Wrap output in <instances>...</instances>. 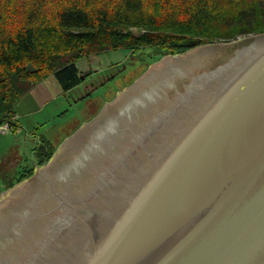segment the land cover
Returning a JSON list of instances; mask_svg holds the SVG:
<instances>
[{"label":"water","instance_id":"1","mask_svg":"<svg viewBox=\"0 0 264 264\" xmlns=\"http://www.w3.org/2000/svg\"><path fill=\"white\" fill-rule=\"evenodd\" d=\"M139 83L3 195L0 264H264V32Z\"/></svg>","mask_w":264,"mask_h":264},{"label":"trees","instance_id":"2","mask_svg":"<svg viewBox=\"0 0 264 264\" xmlns=\"http://www.w3.org/2000/svg\"><path fill=\"white\" fill-rule=\"evenodd\" d=\"M183 1L0 0V125L16 114L26 87L50 74L65 89L77 86L81 58L120 47H158L173 56L264 32V0H234L226 8L215 0ZM131 26L143 31L135 36ZM49 146L36 148L37 165L50 159Z\"/></svg>","mask_w":264,"mask_h":264},{"label":"rangeland","instance_id":"3","mask_svg":"<svg viewBox=\"0 0 264 264\" xmlns=\"http://www.w3.org/2000/svg\"><path fill=\"white\" fill-rule=\"evenodd\" d=\"M160 1L164 5V0H154V5L158 6ZM171 1L178 5L184 4L183 0ZM215 1L217 5L225 8L234 2V0ZM5 27L9 26L5 25ZM130 31L137 36L143 30L131 26ZM243 37L236 36L235 38L238 40ZM233 39L232 41H234ZM218 41L217 39L216 42ZM165 54L158 47H145L132 51L124 47L111 49L77 60L76 65L81 71V77L84 78L75 87L65 89L53 74L35 85L27 86L26 92L22 96L23 99H20L16 105L22 132H17L16 114L6 121L9 122L8 129L4 126L6 122L0 125V215L8 203L3 194L19 185L18 181L22 176L25 180L33 177L34 173L29 177L27 176L30 170L36 167L37 147L43 142H50L49 150H53V155L67 138L71 137L82 125L91 121L105 107L111 106L125 91L136 90V87L143 88L138 94H135L140 99L145 95L147 88L151 87L149 85L141 86L139 81L147 75L156 63L168 55ZM192 54V57H201L200 53L192 52ZM186 61L189 62V60ZM171 63L172 61L159 67L149 77L157 79L170 74V71L176 70V65ZM149 84H153V81ZM151 91L153 92L152 88ZM121 124L123 121L116 128L114 137L122 135L125 131V126L121 127ZM107 150L106 155H114L109 146H107ZM10 157L14 159V170L9 173L8 178L4 179L1 175V172H4L2 170L3 162ZM95 158L96 156H93L90 163L96 161ZM105 161L107 165L112 160L105 154L97 160L101 166L104 165L103 162ZM94 171L96 175L100 172L97 166H95ZM32 183L25 184L24 190L27 194L32 192V189L29 188ZM7 185H10L9 189H6ZM40 185L41 181L39 182ZM4 218H0V222H4ZM8 220L11 223L14 221L11 218ZM0 227L4 228V225H0ZM26 237L32 241L29 235ZM33 242H37V239H33Z\"/></svg>","mask_w":264,"mask_h":264},{"label":"crops","instance_id":"4","mask_svg":"<svg viewBox=\"0 0 264 264\" xmlns=\"http://www.w3.org/2000/svg\"><path fill=\"white\" fill-rule=\"evenodd\" d=\"M43 81V80H42ZM21 99H23V97L21 98ZM19 102V101H18ZM18 102H17V104H18ZM16 104V105H17ZM15 112H16V120H17V132H22V125L20 124V119L18 118V114H17V111H16V106H15ZM14 133V132H13ZM35 153V152H34ZM36 160H38V158L36 159ZM13 165H14V159L12 158V157H10V158H8L7 160H4V162H3V171L4 172H1V175L4 177V179H6V178H8V175H9V173L12 171V170H14V168H13ZM4 182V181H3ZM11 183H13V182H11ZM9 186L7 185V188H8ZM6 188V189H7ZM9 193V190H7L4 194H8ZM3 194V195H4Z\"/></svg>","mask_w":264,"mask_h":264},{"label":"flooded vegetation","instance_id":"5","mask_svg":"<svg viewBox=\"0 0 264 264\" xmlns=\"http://www.w3.org/2000/svg\"><path fill=\"white\" fill-rule=\"evenodd\" d=\"M37 157H38V155H37ZM38 160H39V157H38ZM38 160H35V168H34V171H33V173H35L38 169H40V166H42V165H37L36 163L38 162ZM44 165V164H43ZM28 179V178H27ZM23 180H25V178L23 179ZM23 180H21V181H18V183L19 184H21V183H23ZM9 187H10V185H9ZM9 187L7 188V189H9ZM13 189V188H12ZM14 231V230H13ZM38 242V241H37ZM37 242H33L32 243V247H34L36 244H37ZM10 246V244H7V245H5V244H3V247H7V246Z\"/></svg>","mask_w":264,"mask_h":264},{"label":"bare ground","instance_id":"6","mask_svg":"<svg viewBox=\"0 0 264 264\" xmlns=\"http://www.w3.org/2000/svg\"><path fill=\"white\" fill-rule=\"evenodd\" d=\"M17 12H18V11H17ZM35 18H36V17H35ZM94 41H95V40H94ZM109 159H111V160L113 161V163H116V164H114V166L116 167L117 171H119L120 169H122L123 166L121 165L119 159H118V160L115 159L114 156L110 157ZM104 165H106V164H104Z\"/></svg>","mask_w":264,"mask_h":264},{"label":"built area","instance_id":"7","mask_svg":"<svg viewBox=\"0 0 264 264\" xmlns=\"http://www.w3.org/2000/svg\"><path fill=\"white\" fill-rule=\"evenodd\" d=\"M8 123H9V122H6V123L4 124V126L7 127V129H8ZM5 127H4V128H5Z\"/></svg>","mask_w":264,"mask_h":264}]
</instances>
